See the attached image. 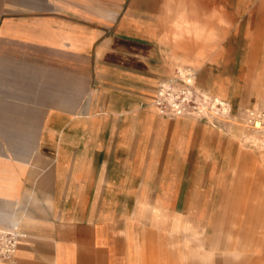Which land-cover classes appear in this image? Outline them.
<instances>
[{"label": "crops", "instance_id": "1", "mask_svg": "<svg viewBox=\"0 0 264 264\" xmlns=\"http://www.w3.org/2000/svg\"><path fill=\"white\" fill-rule=\"evenodd\" d=\"M245 3L0 0V226L24 233L0 264H170L144 255L149 231L167 225L183 190L207 188L219 134L155 98L187 67L204 99L234 98L236 75L214 64ZM172 220V234L190 228L181 213ZM214 255L199 244L179 261Z\"/></svg>", "mask_w": 264, "mask_h": 264}, {"label": "rangeland", "instance_id": "2", "mask_svg": "<svg viewBox=\"0 0 264 264\" xmlns=\"http://www.w3.org/2000/svg\"><path fill=\"white\" fill-rule=\"evenodd\" d=\"M233 1L246 4V0ZM249 6V12L234 14V44L225 45L224 50L228 58L214 64L217 72L236 75L238 91L234 98L228 101L221 97L231 106L229 115L219 114L211 100H201L200 91L195 88L193 99L200 104L204 102L201 104L204 114L181 115L195 116L219 134L211 142V147L217 150L214 162L205 167L208 186L199 190L186 188L183 190L186 199H182L185 203L165 206L169 222L163 228L149 231L153 243L144 254L149 259L153 256L158 260L162 256L170 264H264V0H249ZM246 36L250 43L247 62L243 49L247 47ZM196 75L199 83V71ZM172 79L181 83L178 78ZM257 120L261 121V128L256 127ZM229 125L239 129L236 139L225 137ZM193 159L196 158L190 161L191 166L195 165ZM193 193L198 194L199 204L187 203ZM179 213L190 228L172 234V219ZM199 244L206 249L214 248L211 261L204 263L196 258L179 261L180 254Z\"/></svg>", "mask_w": 264, "mask_h": 264}, {"label": "built area", "instance_id": "3", "mask_svg": "<svg viewBox=\"0 0 264 264\" xmlns=\"http://www.w3.org/2000/svg\"><path fill=\"white\" fill-rule=\"evenodd\" d=\"M164 82H169L170 87H167L162 93ZM181 83H183L182 80ZM181 83H178L176 79L161 82L155 98L156 106L166 115H200L204 111L201 106L204 102L200 104L193 99L196 96L194 87H192L193 93L187 96L179 86ZM175 86L178 87L177 90L173 88ZM217 112L223 115L218 110ZM22 237H24V233L18 227L0 226V262L13 261L15 259Z\"/></svg>", "mask_w": 264, "mask_h": 264}, {"label": "bare ground", "instance_id": "4", "mask_svg": "<svg viewBox=\"0 0 264 264\" xmlns=\"http://www.w3.org/2000/svg\"><path fill=\"white\" fill-rule=\"evenodd\" d=\"M175 78H180L183 83H181V85H179L181 87V90H183L185 92V94L188 95H191L193 93L192 91V87H194L196 90H197V87H196V79H197V75H196V71L194 68L192 67H187L185 68L181 74ZM164 88L162 90V93L164 92V90L167 88V87H170V83L169 82H164ZM175 90L178 89V87H173ZM200 96H201V100L205 101V102H208L211 100V104L212 106H214L220 113H223V115L225 114L226 116L229 115V112H230V104L223 100L220 96H216L215 98H207V99H204L202 97V94L200 93ZM208 105V104H207ZM206 105V106H207ZM203 106V105H202ZM210 106V105H209ZM209 108V107H208ZM204 109V108H203ZM252 114H254L255 112H253L252 110L250 111ZM204 114V113H202ZM218 115V114H217ZM208 116V115H207ZM192 117H195V116H192ZM256 127L258 128H261L262 127V123L260 120H257L256 122Z\"/></svg>", "mask_w": 264, "mask_h": 264}]
</instances>
